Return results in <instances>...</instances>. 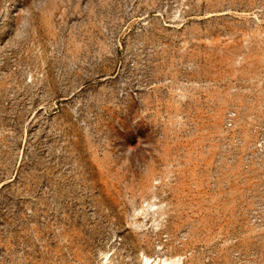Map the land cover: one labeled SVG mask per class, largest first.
<instances>
[{
  "label": "rangeland",
  "instance_id": "1",
  "mask_svg": "<svg viewBox=\"0 0 264 264\" xmlns=\"http://www.w3.org/2000/svg\"><path fill=\"white\" fill-rule=\"evenodd\" d=\"M264 264V0H0V264Z\"/></svg>",
  "mask_w": 264,
  "mask_h": 264
},
{
  "label": "bare ground",
  "instance_id": "2",
  "mask_svg": "<svg viewBox=\"0 0 264 264\" xmlns=\"http://www.w3.org/2000/svg\"><path fill=\"white\" fill-rule=\"evenodd\" d=\"M163 264H166L165 262H163Z\"/></svg>",
  "mask_w": 264,
  "mask_h": 264
}]
</instances>
